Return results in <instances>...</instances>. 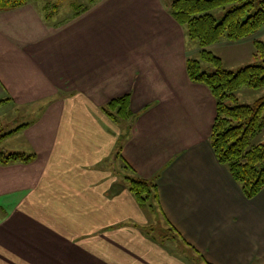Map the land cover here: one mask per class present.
Listing matches in <instances>:
<instances>
[{"label": "crops", "instance_id": "crops-1", "mask_svg": "<svg viewBox=\"0 0 264 264\" xmlns=\"http://www.w3.org/2000/svg\"><path fill=\"white\" fill-rule=\"evenodd\" d=\"M167 1L87 0L53 23L41 0L0 11V146L35 155L0 165V264H189L140 229L126 164L157 178L161 216L207 264H264V188L247 200L217 162L215 100L186 73L200 48ZM255 41L264 27L209 50ZM125 95L117 154L101 107Z\"/></svg>", "mask_w": 264, "mask_h": 264}, {"label": "trees", "instance_id": "trees-1", "mask_svg": "<svg viewBox=\"0 0 264 264\" xmlns=\"http://www.w3.org/2000/svg\"><path fill=\"white\" fill-rule=\"evenodd\" d=\"M27 1L0 0V11L22 7ZM217 9L224 10L219 22L211 13ZM169 10L173 19L185 29L187 37L200 48L199 59L186 60V73L190 82L205 86L215 100L216 116L209 137L211 149L244 197L251 200L264 188V97L251 105H241L235 93L242 87L264 88V43L253 42L259 62L235 72L226 70L209 47L222 40L237 42L261 30L264 0H173ZM101 111L121 130L116 144L119 154L136 121L129 107V96L109 101ZM4 136L1 134L0 140ZM34 159V154L0 152V165L29 164ZM123 171L122 182L139 208L148 216L160 214L157 178H142L127 164ZM161 218L140 229L162 245L172 242L177 254L189 264H207L203 256L185 243L163 216Z\"/></svg>", "mask_w": 264, "mask_h": 264}, {"label": "rangeland", "instance_id": "rangeland-1", "mask_svg": "<svg viewBox=\"0 0 264 264\" xmlns=\"http://www.w3.org/2000/svg\"><path fill=\"white\" fill-rule=\"evenodd\" d=\"M86 1L87 0H41V3L43 5L48 4L50 6L48 10L49 12L47 15V19L49 20L50 23H53L67 17L72 12L73 5H79L80 3H85ZM163 1L166 2L167 0H163ZM255 1L258 2L260 0H255ZM167 2L170 4L171 0H168ZM53 6H55V8H53ZM211 13L219 22L224 14V10L217 9ZM221 42H226V40H222ZM210 51L215 56L219 57L222 60L223 67L226 70H230L233 72L245 66L259 62V59H256L255 57L254 47L249 44H242V45L233 44L227 46L222 45L218 47L215 46L212 47ZM195 59H199V56L198 55L195 56ZM235 95L239 104L251 105L257 99L264 97V88L255 90L247 87H242L236 91ZM6 130H7L6 127H3V129L0 128V135L3 134V132ZM10 143L11 141H7L4 144H2L0 146V152H4V153H11L13 151L18 152L17 150L19 149H14L16 147ZM146 219H149V222L153 224L156 221H160L162 218L160 214L154 213V214H149V216H146ZM166 246L167 249L174 248V244L172 242L166 243ZM202 263L205 264L204 262Z\"/></svg>", "mask_w": 264, "mask_h": 264}]
</instances>
